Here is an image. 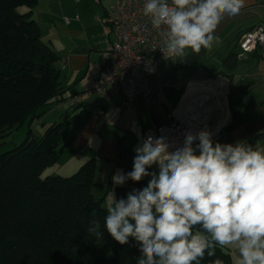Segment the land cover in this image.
<instances>
[{"label": "clouds", "instance_id": "9594fccd", "mask_svg": "<svg viewBox=\"0 0 264 264\" xmlns=\"http://www.w3.org/2000/svg\"><path fill=\"white\" fill-rule=\"evenodd\" d=\"M245 6L246 0H145L143 14L163 29L158 49L176 62L210 49L221 22ZM134 151L132 170H117L113 185L150 179L126 198L113 190L103 227L122 246L135 242L136 264H201L217 246L230 245L236 264H264V147L220 143L200 130L186 132L181 146L148 135ZM153 166L158 172L149 171ZM88 232L103 240L99 223Z\"/></svg>", "mask_w": 264, "mask_h": 264}, {"label": "trees", "instance_id": "16d2710c", "mask_svg": "<svg viewBox=\"0 0 264 264\" xmlns=\"http://www.w3.org/2000/svg\"><path fill=\"white\" fill-rule=\"evenodd\" d=\"M35 3L0 0V133L29 125L21 144L0 153V264H136L140 253L135 242L122 246L103 227L106 211L92 192L101 185L94 179V158L70 175L42 176L67 145L62 135L66 123H51L43 135L35 136L32 121L63 102L74 109L72 120L78 125L96 107L77 104V96L60 100L64 90L54 66L57 56L40 38L32 18ZM240 59L229 53L216 76L229 80ZM135 154L117 137L118 170L131 171ZM147 179L119 186L108 176L105 185L120 199L147 186ZM94 222L100 224L103 240L88 232ZM217 258L227 264L230 254L217 246L215 256L205 255L201 264Z\"/></svg>", "mask_w": 264, "mask_h": 264}, {"label": "crops", "instance_id": "0c3cea01", "mask_svg": "<svg viewBox=\"0 0 264 264\" xmlns=\"http://www.w3.org/2000/svg\"><path fill=\"white\" fill-rule=\"evenodd\" d=\"M114 1L36 0L32 8L41 40L57 56L54 66L64 90L60 100L77 96V104L96 107L78 125L73 124L74 109L65 103L57 102L49 110L44 124L66 123L62 135L67 145L57 162L45 170L48 174L68 175L94 158L97 165L94 179L105 185L108 176L112 179L118 170L115 166L117 137H122L125 145L134 150L148 122L170 120L190 87L214 81L212 78L222 69V59L235 53L239 35L264 22V0H246L239 15L226 17L218 26L210 49L190 54L184 61L163 59L160 62L159 80L155 76L148 78L154 86L150 102L141 97L128 100L107 86L95 91L101 84V53L112 39L108 19ZM228 81L233 83L236 107L220 118L224 119L223 124L220 127L218 121L216 126L220 128L213 139L220 143L245 140L264 147V46L241 58ZM221 109H226V101ZM223 248L230 254L227 264H236V247Z\"/></svg>", "mask_w": 264, "mask_h": 264}, {"label": "built area", "instance_id": "2783aa9c", "mask_svg": "<svg viewBox=\"0 0 264 264\" xmlns=\"http://www.w3.org/2000/svg\"><path fill=\"white\" fill-rule=\"evenodd\" d=\"M144 2L145 0H115L110 6L108 25L112 39L101 53V84L95 91H101L107 86L128 100L139 97L145 102L152 100L154 86L149 83L148 78L155 76L159 80L158 65L165 59L158 49L163 29L152 27L150 17L143 14ZM263 46L264 22H259L237 38L236 58H243ZM218 130L219 128L212 132L213 137ZM188 131L174 110L168 121L148 122L140 140L148 135L163 136L174 146H181ZM171 150L173 149L170 148Z\"/></svg>", "mask_w": 264, "mask_h": 264}, {"label": "rangeland", "instance_id": "374dc122", "mask_svg": "<svg viewBox=\"0 0 264 264\" xmlns=\"http://www.w3.org/2000/svg\"><path fill=\"white\" fill-rule=\"evenodd\" d=\"M19 10H21V8ZM218 76L223 77L226 81V91H225L224 98L226 101V109L227 111L231 113L232 109L236 107L235 103L237 102V98H235V95L233 93V83L229 82L228 79L223 75H217L214 78H212V80H215ZM233 103L235 105H233ZM208 105L210 106L212 105L211 106L212 112H210V114L205 118L204 129L212 133L216 131L215 126L217 125L219 119L223 116L224 113H223V110L218 107V105L216 104V101L212 100L208 103ZM50 112L51 111L45 113L41 118L39 119L36 118L32 121V123L30 124V130H31L32 135H35V136L43 135L44 131L49 126V124H44V123H46L47 119L45 118L47 115H49ZM224 124H225V121H224ZM28 127H29L28 124H23V125H20L18 127L11 129L10 131L0 133V153L8 151L12 149L14 146L21 144L22 141L27 136ZM40 128L42 130H40ZM78 167L75 170H73V172H75L78 169ZM152 171L158 172V168L156 166H153ZM73 172H70L68 175L72 174ZM47 173L48 171H45L42 174V176H45ZM57 175H59V173ZM62 175H67V174H62ZM147 178H148L147 179V182H148L150 177H147ZM92 192L96 198L101 200V204L104 208L107 202L109 201V199L113 195V191H110V189H108L107 186L104 184L94 186L92 188Z\"/></svg>", "mask_w": 264, "mask_h": 264}, {"label": "bare ground", "instance_id": "6f19581e", "mask_svg": "<svg viewBox=\"0 0 264 264\" xmlns=\"http://www.w3.org/2000/svg\"><path fill=\"white\" fill-rule=\"evenodd\" d=\"M225 91L226 81L221 77L213 82L192 86L187 90L186 96L176 106L175 113L182 119L189 131L204 130L205 118L212 112V105L210 106L208 103L214 100L219 108H224ZM223 111L226 114L227 110L224 109ZM195 114H199V117ZM223 120L219 119V126L223 124ZM220 127L215 126V129Z\"/></svg>", "mask_w": 264, "mask_h": 264}]
</instances>
